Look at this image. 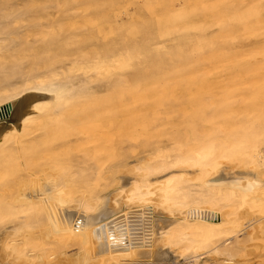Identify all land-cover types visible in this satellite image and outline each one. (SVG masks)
Returning <instances> with one entry per match:
<instances>
[{
	"label": "bare ground",
	"instance_id": "bare-ground-1",
	"mask_svg": "<svg viewBox=\"0 0 264 264\" xmlns=\"http://www.w3.org/2000/svg\"><path fill=\"white\" fill-rule=\"evenodd\" d=\"M2 8L6 61L44 14ZM131 58L39 67L42 73L13 83L0 72V264H264V120L227 125V110L208 109L215 125L173 130L130 162L119 153L60 158L47 142L75 106L130 70Z\"/></svg>",
	"mask_w": 264,
	"mask_h": 264
},
{
	"label": "rangeland",
	"instance_id": "rangeland-1",
	"mask_svg": "<svg viewBox=\"0 0 264 264\" xmlns=\"http://www.w3.org/2000/svg\"><path fill=\"white\" fill-rule=\"evenodd\" d=\"M247 3V8L255 5L252 10L244 9ZM0 5L31 18L44 14L17 41L19 55L14 51L17 56L13 52L0 60L1 74H11L6 76H13L12 83L42 73L45 66H85L119 54L132 56L130 70L75 106V115L48 136L47 142L59 147L60 158H116L119 153L130 162L173 130L190 123L215 125L217 115L210 121L204 113L213 108L228 111L222 118L227 125H261L264 120V0H0ZM235 18L241 25L232 24ZM253 19L255 25H249ZM30 66L32 75L27 73ZM236 99L235 107H222ZM259 244L263 250L264 241Z\"/></svg>",
	"mask_w": 264,
	"mask_h": 264
}]
</instances>
